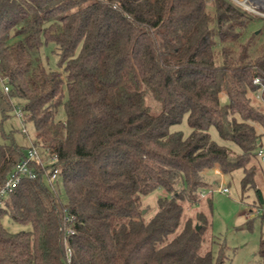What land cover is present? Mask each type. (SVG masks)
Here are the masks:
<instances>
[{"label": "trees", "instance_id": "trees-1", "mask_svg": "<svg viewBox=\"0 0 264 264\" xmlns=\"http://www.w3.org/2000/svg\"><path fill=\"white\" fill-rule=\"evenodd\" d=\"M49 41L63 75L42 61ZM0 80L2 118L18 106L42 159L55 157L0 195V264H226L223 243L203 246L214 242L210 194L216 170L242 168L241 189L254 186L264 17L233 0H0ZM184 117L188 135L170 130ZM25 156L0 143V190ZM157 188L146 219L141 198ZM258 254L264 264V233Z\"/></svg>", "mask_w": 264, "mask_h": 264}, {"label": "rangeland", "instance_id": "rangeland-1", "mask_svg": "<svg viewBox=\"0 0 264 264\" xmlns=\"http://www.w3.org/2000/svg\"><path fill=\"white\" fill-rule=\"evenodd\" d=\"M236 4L242 6L249 12L264 17V0H251L258 1L249 4L247 0H233ZM244 2V3H242ZM217 54L220 53L221 45L218 44L216 48ZM41 57L44 65L50 70L58 72L63 75V69L58 64L57 46L54 42L49 41L41 48ZM220 56L217 61L220 62ZM0 90H3V85L0 80ZM147 102L150 104L152 111L157 112L159 105L148 98ZM221 102L223 105L227 102L225 97H222ZM264 113V104L260 106ZM18 106H13L8 110L7 116L2 118L0 111V143H6L11 140L16 142L21 148L27 152L26 148L33 142L34 139V126L30 121L22 122L16 116ZM59 118H64L63 106L60 107ZM256 131L261 134L257 149L262 148V156L256 155L247 164V167L253 165L255 168L253 174L254 186H248L246 189H241V181L244 175L243 169L238 168L230 174L221 173L214 174L215 184L212 186L210 197L212 204L209 209L210 229L207 234L209 239L214 242L208 245L205 242L204 248L208 246L216 254L218 251L219 243H223L224 254L226 256V264H261V259L258 254L259 238L264 233V223L260 219V212L264 211V123L252 122ZM24 125L26 132L22 131ZM170 130H180L184 135H188L190 127L187 124L186 118L178 124L172 125ZM209 133L215 141L224 144L227 148L238 153L239 148L231 140H223L214 127L209 129ZM37 150L42 156L41 148L37 145ZM231 157H234L232 153ZM50 171H48L49 173ZM57 182L59 185L60 196L62 201H65L64 192L60 184V178L57 176L53 180V184ZM219 186L226 187L227 192L219 190ZM57 186H55L56 188ZM255 188H258L261 195V207L258 204ZM163 195L161 188H157L147 195H143L142 206L144 208L145 218H150L156 211V201L159 196ZM254 203L256 205H254ZM193 209H188L185 216L192 214ZM3 224L11 231H18L24 228L23 225L9 220L7 217L3 218ZM207 238V239H208ZM207 244V245H206ZM69 249V248H68ZM69 262V257L67 258Z\"/></svg>", "mask_w": 264, "mask_h": 264}, {"label": "built area", "instance_id": "built-area-1", "mask_svg": "<svg viewBox=\"0 0 264 264\" xmlns=\"http://www.w3.org/2000/svg\"><path fill=\"white\" fill-rule=\"evenodd\" d=\"M254 82L259 83V79L258 78L254 79ZM3 88L5 91L8 90V87L6 85H4ZM16 115L18 117L22 118V112L20 110H18L16 112ZM23 131H25V129H23ZM262 154H263V150L261 147H259V149L257 150V155L262 156ZM31 162L37 163V164L44 167L45 165H50V164L54 163L55 157L52 156V157H49L46 159H42L40 153L37 150V146L31 143L29 145V147L27 148L26 156L8 175V177L4 183V186L0 190V195L11 191L14 188V186L22 179V177H27L29 179H33L36 177V172H35L34 166L33 165L31 166ZM49 171L50 172H49L48 181L52 185L53 180L56 179V177L58 175V169L55 168L54 166H52V169ZM215 173L221 175V172L218 170H216ZM219 190L222 192L228 191V189L226 187L221 188L220 186H219ZM204 195H205V192L200 193V196L203 197ZM66 219H67V217H66ZM65 231L67 234H73L74 233V229L69 225L66 226ZM68 248L66 250V255L69 257L71 250H70V248L69 249Z\"/></svg>", "mask_w": 264, "mask_h": 264}, {"label": "crops", "instance_id": "crops-1", "mask_svg": "<svg viewBox=\"0 0 264 264\" xmlns=\"http://www.w3.org/2000/svg\"><path fill=\"white\" fill-rule=\"evenodd\" d=\"M246 2H248L249 4H251L250 2H254V1H251V0H247ZM255 2H258V1H255ZM254 2V3H255ZM262 4H264V2H262ZM252 5V4H251Z\"/></svg>", "mask_w": 264, "mask_h": 264}, {"label": "water", "instance_id": "water-1", "mask_svg": "<svg viewBox=\"0 0 264 264\" xmlns=\"http://www.w3.org/2000/svg\"><path fill=\"white\" fill-rule=\"evenodd\" d=\"M242 3H244V2H242ZM143 212H144V210H143Z\"/></svg>", "mask_w": 264, "mask_h": 264}, {"label": "bare ground", "instance_id": "bare-ground-1", "mask_svg": "<svg viewBox=\"0 0 264 264\" xmlns=\"http://www.w3.org/2000/svg\"><path fill=\"white\" fill-rule=\"evenodd\" d=\"M250 3H252V2H250Z\"/></svg>", "mask_w": 264, "mask_h": 264}]
</instances>
